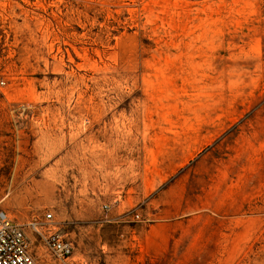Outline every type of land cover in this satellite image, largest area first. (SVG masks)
Here are the masks:
<instances>
[{"label": "rangeland", "instance_id": "rangeland-1", "mask_svg": "<svg viewBox=\"0 0 264 264\" xmlns=\"http://www.w3.org/2000/svg\"><path fill=\"white\" fill-rule=\"evenodd\" d=\"M0 116V209L70 264H264V0H0Z\"/></svg>", "mask_w": 264, "mask_h": 264}, {"label": "built area", "instance_id": "built-area-1", "mask_svg": "<svg viewBox=\"0 0 264 264\" xmlns=\"http://www.w3.org/2000/svg\"><path fill=\"white\" fill-rule=\"evenodd\" d=\"M106 212L110 211L105 206ZM42 220H33L28 226L20 224L0 209V264H36L31 253V242L27 235V228L41 235L50 253L64 264L74 256L75 246L66 234L56 229L55 218L52 213H46ZM136 218H140L137 214Z\"/></svg>", "mask_w": 264, "mask_h": 264}, {"label": "crops", "instance_id": "crops-1", "mask_svg": "<svg viewBox=\"0 0 264 264\" xmlns=\"http://www.w3.org/2000/svg\"><path fill=\"white\" fill-rule=\"evenodd\" d=\"M1 109H10L9 107H1ZM6 112H8V113H13V112H15V111H6ZM0 118L1 119H12L13 117H11V116H0ZM18 118V117H17Z\"/></svg>", "mask_w": 264, "mask_h": 264}]
</instances>
